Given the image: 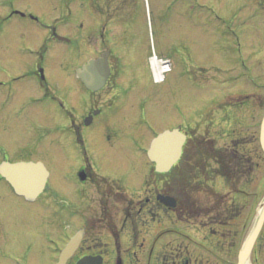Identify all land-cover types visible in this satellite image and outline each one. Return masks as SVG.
I'll use <instances>...</instances> for the list:
<instances>
[{
    "label": "rangeland",
    "instance_id": "obj_1",
    "mask_svg": "<svg viewBox=\"0 0 264 264\" xmlns=\"http://www.w3.org/2000/svg\"><path fill=\"white\" fill-rule=\"evenodd\" d=\"M127 1L134 2L136 17L141 16V25L132 29L150 48L143 56L146 80L154 83L150 70L154 55L169 59L171 71L149 97L131 95L75 136L64 127H69L71 117L61 105L42 99L37 78L13 81L37 69L36 53L48 29L16 14L13 19L5 17L11 9L27 12L43 24L56 25L69 38L68 45L46 41L50 54L44 68L54 95L69 110L76 107V117L80 101L95 105L75 70L99 53L96 0H0V150L11 160L42 161L49 172L45 192L30 202L0 181V264H55L58 250L85 225L81 252L98 249L108 255L105 264H116L118 253L121 264H160L164 255L168 256L162 264H172L170 255L179 251L181 242L195 264H237L239 248L264 197V154L259 142L264 115V0ZM130 4L122 6L127 9ZM178 125L198 139L210 138L216 148L237 150L255 164L247 187L237 195L228 190L224 179L208 175L211 189L224 195L228 206L232 202L239 206L237 218L212 224L220 205L204 186L192 193L196 215L183 210L177 216L165 213L155 201L152 191L164 182L146 152L155 134ZM204 147L208 146L200 148ZM84 163L119 187L103 198L113 211L118 238L101 228L99 192L106 186L99 190L78 179L77 170ZM209 164L217 169L213 160ZM242 178L241 184L246 177ZM148 184L150 192L145 195ZM140 196L151 198L150 213L139 214ZM123 207L131 208L127 221L140 224L135 231L125 227ZM207 233L212 237L205 238ZM248 264H264V226Z\"/></svg>",
    "mask_w": 264,
    "mask_h": 264
},
{
    "label": "flooded vegetation",
    "instance_id": "obj_2",
    "mask_svg": "<svg viewBox=\"0 0 264 264\" xmlns=\"http://www.w3.org/2000/svg\"><path fill=\"white\" fill-rule=\"evenodd\" d=\"M127 2H128L127 0H122V1L96 0L97 16H98L97 26H96V39H97L98 47H99V53L96 56V58L102 56L104 52H108L107 60H108L110 71H109L107 80L101 89L94 91V92L88 91L83 85L84 89L88 93V99H90V101L92 99V101L95 102V105L93 108L89 106L90 102L88 103L87 101L85 102L80 101L77 104L78 109L76 111L79 113V115L74 117L73 113L76 107L72 109L73 111L69 110V108L71 107L67 106L68 107L67 108L64 105L63 101L54 95L53 93L54 90L53 88H51L49 81H47L46 79L45 70H43L42 74L40 72V69H41L39 67L40 65L37 66V69L35 71L25 73L21 76L13 77L14 82L27 79L30 76H34L35 78H37L39 88L40 90H42V93H43L42 99H45V98L49 100L51 99L55 102H58L61 105V107L65 110L68 116L71 117V122H69V127L67 125H64V127L69 128V130L75 136H77L80 133V131L85 129L86 127H90L96 122L98 123L99 122L98 118L101 117V115H103L107 111L117 108V106L119 105L121 101H125V100L127 101L129 100V98L135 95H141L142 97H144V99H146L147 97H149L148 94L152 92V89L153 88L156 89V87L158 88V86L160 85V84H156L155 82L153 83L152 79L150 78L149 80H146L145 78V77L148 78V69H147L146 61H144L143 56L146 55L145 52L148 53L150 48H149V45L145 46L147 44L146 43L147 40L141 37V35L140 37L142 38V40H140L135 35L136 29H134V31L132 29V27L135 25L136 26L141 25V16L136 17V11H134V4H133L134 2H131V4H130V1L128 3ZM129 4L130 6H128L127 9L122 6V5L127 6ZM131 5L133 6L131 7ZM14 11L15 10L12 9L11 13L14 14L13 13ZM137 13L141 14V9ZM12 14H10V16H7L6 19H13L11 17ZM24 14L25 15H20L19 19H22V20L31 19L35 21L37 25H40L48 29L49 33H48V37L46 38V41H48V43L50 41H58L60 39V36L66 37L64 35H61L58 32V28L56 27V25L48 26L47 24H43V22H41L38 18L34 17L33 15L28 14L27 12ZM108 16L109 17L113 16V17H110L109 19ZM2 19H3L2 21L5 20V18H2ZM137 19L139 22H137ZM110 20H112L113 22L111 26L112 28H110L111 35L109 36L107 30L109 29V26H110L109 24ZM134 22H136L137 24H134ZM62 24L63 23H60L59 25H62ZM144 25H146V21L144 22ZM46 41H44V44L36 53L41 63L45 61L47 62L46 58L50 54V52H48V43H46ZM142 48H145L144 52H142ZM118 98H120L119 101H117ZM107 101L108 102L110 101V103L105 104V102ZM81 103H83L84 106L80 107L79 105ZM96 103H97V108H95ZM91 104L92 103H90V105ZM88 117H90L89 123L86 124ZM4 160L11 161V159L8 158V154H6L5 151L0 150V163ZM80 170H83L85 172L86 179L84 182H90V184H92L93 187L94 185H96L97 189L99 190H100L99 186H101L102 184L106 186L105 189L103 190L101 189L99 192L100 193L99 200H101V203L99 204L100 206L99 214L101 216L100 223H103L101 228H105L106 230H108L110 234L113 236V238L114 236L115 238H118L120 233H117L119 229L117 225L114 224V222L112 221L111 215L113 214V211L110 208H107V206H105V201H103V198L104 196H107V194H110L112 191L114 192L115 191L114 189L118 191L119 187H117L116 184L114 183L111 184L110 181H101L97 179L94 175L95 174L94 169L91 166H82L80 167ZM161 180L164 182L163 187L158 188L156 186L154 191H152V194H153V197L155 198V201L162 207V209L166 211V209L163 208L164 206L157 200V194L170 193L165 187L166 177H164V179L161 178ZM0 181H5V180L1 178L0 176ZM149 185L150 184L144 186L143 193H145V195H149V192H150ZM107 191H110V192H107ZM0 201H1V196H0ZM137 201L142 203V206L139 210L140 215L150 210L151 198L149 196L147 197L140 196L138 197ZM130 209H131L130 207L129 208L123 207L121 209L125 217V220L123 221V223L125 224L127 222V226L125 227L127 229L129 228V230L133 228L135 231L137 227H139L140 224L139 225L135 224V220H133L134 224H132V222L129 223L127 221L131 215L129 214V212H131ZM174 212H179V210L174 209ZM99 227L100 226L97 225L98 230H100ZM122 227H124V225ZM85 232H87L86 225L84 229V234ZM84 234H83V240H84ZM14 236L16 237V241L18 242L19 236L17 234H15ZM136 238L137 237H134V239H132L131 241L135 240ZM130 239H131V232H130ZM83 240L79 248L75 252V254L72 256V258L69 261H67V264H75L78 258L83 257L85 255H102L103 264H105V262L108 261L107 260L108 255L103 252H98V249L97 251H92V250L87 249V251L81 252L80 248L82 247ZM181 243L179 245H182ZM99 246L101 247L102 244H99ZM181 248L182 247H179V251L176 254L170 255V257H172L170 259V262L172 264H195V258H193V254L187 250L184 251L183 248L182 249ZM132 249L133 248H131V250ZM131 250H129L128 255H126L128 260L131 254ZM167 256L168 255H164L162 257V261L159 263L162 264V262ZM119 258H120V253L116 255V262L117 263L119 262L121 264Z\"/></svg>",
    "mask_w": 264,
    "mask_h": 264
},
{
    "label": "water",
    "instance_id": "obj_3",
    "mask_svg": "<svg viewBox=\"0 0 264 264\" xmlns=\"http://www.w3.org/2000/svg\"><path fill=\"white\" fill-rule=\"evenodd\" d=\"M107 56V53H104L101 58L91 59L77 70L78 78L88 90L97 91L104 86L109 74ZM185 140L186 136L178 129L164 131L153 139L148 150V158L155 163L157 172L166 173L171 169L181 156ZM259 142L264 152V115L260 126ZM0 175L9 182L16 194L23 196L29 201L35 200L43 192L48 178V172L40 162H19L13 164L3 162L0 165ZM79 176L81 180L85 178L82 172ZM158 198L168 207L172 208L175 206V200L169 196H159ZM263 222L264 198L260 203L254 226L239 250L237 264H247ZM81 234V231L78 232L68 242L62 250L57 264H66L68 258L71 257L78 247ZM76 264H102V258L100 256H86L79 259Z\"/></svg>",
    "mask_w": 264,
    "mask_h": 264
},
{
    "label": "trees",
    "instance_id": "obj_4",
    "mask_svg": "<svg viewBox=\"0 0 264 264\" xmlns=\"http://www.w3.org/2000/svg\"><path fill=\"white\" fill-rule=\"evenodd\" d=\"M67 1V0H65ZM202 137L198 139L196 135H192L187 140L184 146L182 158L179 164L172 168V170L165 174L167 178L166 186L168 191L175 197L177 201V208L179 211L183 210L190 215H196V206L192 193L201 190L200 187L204 186L205 190H210L211 174L214 177H221L226 182V187L230 192L237 195L243 191L248 185L246 182L250 178V173L254 169V163H250V159L245 156L239 155L237 150L228 151L227 149L216 148V146ZM201 145L208 146L204 149L200 148ZM203 156H205L203 158ZM207 156V157H206ZM209 159L213 160L217 166L216 170H212L209 164ZM210 169V171H209ZM246 177L245 182L241 184L242 177ZM102 180H104L102 178ZM222 194L215 193L211 189V196L216 205H220L216 217H213L211 223L213 224H226L230 220L239 216L240 208L236 204L228 206V199Z\"/></svg>",
    "mask_w": 264,
    "mask_h": 264
},
{
    "label": "bare ground",
    "instance_id": "obj_5",
    "mask_svg": "<svg viewBox=\"0 0 264 264\" xmlns=\"http://www.w3.org/2000/svg\"><path fill=\"white\" fill-rule=\"evenodd\" d=\"M151 67L154 72V76L157 80H159L161 74L167 70L168 65L165 63V61H159L158 58H152L151 59Z\"/></svg>",
    "mask_w": 264,
    "mask_h": 264
}]
</instances>
